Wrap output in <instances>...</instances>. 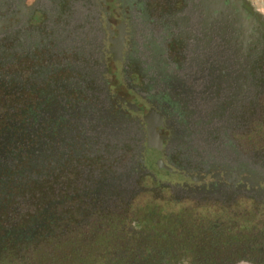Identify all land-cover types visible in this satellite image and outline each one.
Masks as SVG:
<instances>
[{
  "label": "flooded vegetation",
  "instance_id": "obj_1",
  "mask_svg": "<svg viewBox=\"0 0 264 264\" xmlns=\"http://www.w3.org/2000/svg\"><path fill=\"white\" fill-rule=\"evenodd\" d=\"M263 63L244 0H0V218L67 176L264 198L232 137Z\"/></svg>",
  "mask_w": 264,
  "mask_h": 264
},
{
  "label": "trees",
  "instance_id": "obj_2",
  "mask_svg": "<svg viewBox=\"0 0 264 264\" xmlns=\"http://www.w3.org/2000/svg\"><path fill=\"white\" fill-rule=\"evenodd\" d=\"M260 83L257 100L264 74ZM52 184L35 192L24 220L0 222V264H264V198L182 197L156 181L134 188L67 176Z\"/></svg>",
  "mask_w": 264,
  "mask_h": 264
},
{
  "label": "rangeland",
  "instance_id": "obj_3",
  "mask_svg": "<svg viewBox=\"0 0 264 264\" xmlns=\"http://www.w3.org/2000/svg\"><path fill=\"white\" fill-rule=\"evenodd\" d=\"M250 10L259 18V20L264 22V0H244ZM232 137L239 143L242 150L243 160L251 165L254 169L264 172V94L259 97V100L252 107V112L250 115H242L241 122L238 125L232 127ZM82 175L85 173L81 171ZM44 187L40 186L37 191H41ZM52 189V187H51ZM50 189V190H51ZM54 187L50 192L53 194L56 191ZM49 192V193H50ZM35 199V200H34ZM38 199L36 193L32 194V198L28 194H19L13 203L18 205L17 209L19 211L12 212L11 215H4V219L1 218L0 222L4 220L8 223H17L18 221L24 220L23 212H29L33 202ZM24 215H29L27 213ZM143 210L135 209L133 213V218L131 221V226L139 227L137 220L140 215H142ZM1 232V230H0ZM180 264H188L186 260L182 261ZM234 264H251L248 260H240Z\"/></svg>",
  "mask_w": 264,
  "mask_h": 264
},
{
  "label": "water",
  "instance_id": "obj_4",
  "mask_svg": "<svg viewBox=\"0 0 264 264\" xmlns=\"http://www.w3.org/2000/svg\"><path fill=\"white\" fill-rule=\"evenodd\" d=\"M247 183L249 185V191H252L255 187L258 186L259 178L258 177L250 178L247 181ZM195 193H199V192L198 191H195Z\"/></svg>",
  "mask_w": 264,
  "mask_h": 264
}]
</instances>
